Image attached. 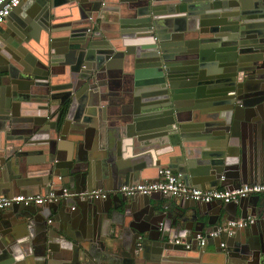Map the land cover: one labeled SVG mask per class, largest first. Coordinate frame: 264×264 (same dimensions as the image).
I'll use <instances>...</instances> for the list:
<instances>
[{
	"label": "water",
	"instance_id": "water-1",
	"mask_svg": "<svg viewBox=\"0 0 264 264\" xmlns=\"http://www.w3.org/2000/svg\"><path fill=\"white\" fill-rule=\"evenodd\" d=\"M24 2L0 28V197L110 193L0 208V264H210L171 239L249 215L217 264H264V192L174 212L114 192L162 167L202 189L264 181V0Z\"/></svg>",
	"mask_w": 264,
	"mask_h": 264
},
{
	"label": "built area",
	"instance_id": "built-area-1",
	"mask_svg": "<svg viewBox=\"0 0 264 264\" xmlns=\"http://www.w3.org/2000/svg\"><path fill=\"white\" fill-rule=\"evenodd\" d=\"M24 0H0V25L5 22L11 12L20 5ZM114 192L123 193L124 195H136V194H151L154 192H161L168 194L171 197H176L183 200H194L199 202L211 203H230L239 202L242 198L251 194L264 192V181L257 183H245L233 188H211L202 189L186 183L183 174L177 172L170 167H162L159 169V177L157 181H143L132 184H123ZM110 190L103 188H95L90 191L75 192L68 186L62 188V192L58 193L54 189H50L47 192L38 193H19L9 196L0 197V208H4L13 204H44L47 202H53L59 198L72 197L75 199L76 204L82 202L84 199H105L108 197ZM76 205L72 208L74 209ZM50 221V220H49ZM256 222V217L249 215L245 218H239L237 221H228L225 226H218L213 231L207 234H197L193 239V242H187L181 238L171 239L175 244L185 243L186 248H191L193 243L197 246H204L208 237H217L222 233H226L227 236L234 234L238 228L248 227ZM223 250L226 249L227 244L225 241L221 242Z\"/></svg>",
	"mask_w": 264,
	"mask_h": 264
},
{
	"label": "crops",
	"instance_id": "crops-1",
	"mask_svg": "<svg viewBox=\"0 0 264 264\" xmlns=\"http://www.w3.org/2000/svg\"><path fill=\"white\" fill-rule=\"evenodd\" d=\"M24 1H25L24 4H26L29 0H24ZM23 8H24V6H23ZM67 21H68L67 19L64 20V22H67ZM0 28H3V29L6 28V24H1L0 25ZM130 69L135 71V68H130ZM128 100H130V99H127L126 98L125 101H123V102L125 104H128L130 102ZM146 176L147 177H146V179L144 181H154V180H156L158 178L157 172H156L155 169L154 170H151V169L148 170V173H147ZM139 182H141V181H139ZM65 185L68 186V187H70L69 184H65ZM220 188H222V187H220ZM103 189H107V187H104ZM36 190H37V192H44V189H41V190L36 189ZM175 201H178L179 202L180 200L178 198H176V197H172L171 200L168 199V200L165 201L169 205V207L166 208L167 211H170V212H174L175 211V209H176V202ZM54 214H55V212L52 213L51 218L54 216ZM166 220H169L168 219V216L166 217ZM244 229L245 228H238V229H236L235 232H234V234L231 235V236H223V235H221V238H222L221 239V242L222 241H225L226 244H227V246H228V242L230 240L232 241V239H233L232 237H234L236 231L239 230V232L242 233V231ZM8 241L11 242L12 239L11 238L10 239L8 238ZM221 242L218 244L216 238L215 239H213V238L212 239H209L207 241V248H206V251L205 252L201 251L203 246H197L196 243H193V245L191 247L190 254H188V255L189 256H192V257H197L199 259L201 258L203 262H210V264L211 263L217 264L218 262H221L222 261V259L224 257V253L226 252V251H224V250L221 249L222 248L221 247ZM236 246H237V244L235 245V247ZM185 249H187V248H185ZM235 254H237V252H235ZM154 255H155V253L152 250H150V249H148L146 252H144V257H146L147 264H160V263H157L156 262V260L154 258ZM234 257H236V256H234ZM194 263H196V262H194ZM203 264H206V263H203Z\"/></svg>",
	"mask_w": 264,
	"mask_h": 264
},
{
	"label": "flooded vegetation",
	"instance_id": "flooded-vegetation-1",
	"mask_svg": "<svg viewBox=\"0 0 264 264\" xmlns=\"http://www.w3.org/2000/svg\"><path fill=\"white\" fill-rule=\"evenodd\" d=\"M6 21H7V20H6ZM4 23H5V22H4ZM4 23H3V24H4Z\"/></svg>",
	"mask_w": 264,
	"mask_h": 264
}]
</instances>
